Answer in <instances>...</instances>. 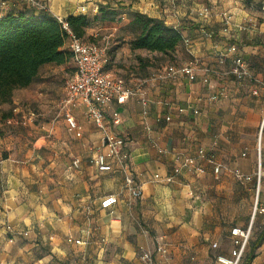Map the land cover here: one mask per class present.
Here are the masks:
<instances>
[{
	"label": "crops",
	"instance_id": "1",
	"mask_svg": "<svg viewBox=\"0 0 264 264\" xmlns=\"http://www.w3.org/2000/svg\"><path fill=\"white\" fill-rule=\"evenodd\" d=\"M105 6L127 18L124 28L141 13L183 36L167 62L151 59L162 54L132 50L126 30L114 33L107 49L106 71L139 89L124 105L109 107L106 115L117 109L122 116L113 130L126 139L143 197L130 207L123 177L89 165L102 150L101 132L79 104L71 113L80 128L70 132L61 108L64 86L40 76L43 68L55 67L63 72L59 81L67 80L75 69L64 71L74 63L47 64L24 99L51 113L48 120L16 126L0 137V264H76L81 259L85 264H145L143 255L154 252L158 241L170 245L172 264H219L218 256L231 253V230L252 227L254 204L264 208V99L227 75L232 57L223 58L229 46L237 45L251 73L264 80V0H48L41 13L10 1L0 16L28 12L93 18ZM206 7L210 17L204 20L199 13ZM96 29H88L87 35L98 36ZM193 58L200 61L194 79L152 78L159 69L182 67ZM208 69L213 74L206 82ZM221 91L225 97L210 100ZM144 95L149 100L146 116ZM18 97L16 93V104L25 102ZM10 112L1 113L2 127ZM200 150L206 158L199 156ZM178 157L195 158L197 169L175 175ZM237 172L251 180L239 181ZM169 176L172 182L166 181ZM108 195L120 196L109 210L101 207ZM258 214L252 242L264 230V213ZM75 240L87 244L76 245ZM256 254L251 264H264V241Z\"/></svg>",
	"mask_w": 264,
	"mask_h": 264
},
{
	"label": "built area",
	"instance_id": "2",
	"mask_svg": "<svg viewBox=\"0 0 264 264\" xmlns=\"http://www.w3.org/2000/svg\"><path fill=\"white\" fill-rule=\"evenodd\" d=\"M21 2L29 6L34 12H45L48 0H0V13L8 2ZM204 20L209 19L210 10L204 8L200 13ZM67 32V43L69 51L72 53L74 63V74L66 80L64 87V98L61 102V108L64 110L65 121L68 130L74 132L80 128L78 122L71 113L72 108L79 104L85 107L88 120L93 123L102 134V150L97 152L89 160V165L94 167L99 173L120 174L123 177V190L127 195V204L131 207L143 197L142 187L135 179V173L132 165V159L126 149V139L124 136L114 132L113 127L122 123V116L117 109H113L109 117L106 110L113 105H124L129 99L137 95L139 89L129 86L125 79L117 77L107 72L105 67L108 63L106 55L108 45L99 46L95 43L86 42L77 37L69 28L67 21L61 17H54ZM226 25L229 21L225 20ZM232 57V67L227 75L234 76L235 80L247 85L249 92L254 97L264 99V80L254 76L245 63L244 58L239 53L237 45L233 44L227 48L223 58ZM200 61L193 58L192 61L182 67L168 66L159 69L153 79L159 81H176L185 76L194 79L195 68ZM208 76L213 74L209 69L205 71ZM225 92L215 93L210 97L211 101H216L225 97ZM142 105L145 108L144 115L148 114L149 100L142 97ZM183 112V109H180ZM195 114H199L197 110ZM36 115L32 114L28 122H33ZM170 121V118H167ZM23 126L26 122L21 123ZM199 156L206 158L204 150L199 151ZM214 162L213 159L210 160ZM221 165L215 167V173H219ZM197 169L196 159L192 157H178L174 166V173L178 175L183 171H195ZM239 181H250L251 177L245 176L239 172L235 174ZM159 179V175L155 176ZM173 177L166 178L167 182H172ZM120 201L119 195H108L101 201L103 209H112ZM260 211L264 213V208H258L255 205V213ZM113 214V211H111ZM8 230L10 228L8 227ZM232 250L229 256H218L219 264H245L246 252L252 238V227H235L231 230ZM76 245H86L87 241L75 240ZM156 259L157 262L156 263ZM145 264H172L171 247L164 241H158L154 252H145L142 257ZM76 264H85L84 260H78Z\"/></svg>",
	"mask_w": 264,
	"mask_h": 264
},
{
	"label": "trees",
	"instance_id": "3",
	"mask_svg": "<svg viewBox=\"0 0 264 264\" xmlns=\"http://www.w3.org/2000/svg\"><path fill=\"white\" fill-rule=\"evenodd\" d=\"M118 15L115 9L105 6L93 18L79 15L65 20L70 30L85 40L88 29L117 22ZM124 30L132 35V50L171 56L183 42L179 29L141 13H136ZM67 37L62 25L47 14L20 12L0 16V106L11 101L15 90L29 87L43 66L66 65L72 60V53L66 48ZM11 114H5L4 119ZM251 240L245 264L256 258V250L264 241V230L256 241Z\"/></svg>",
	"mask_w": 264,
	"mask_h": 264
},
{
	"label": "rangeland",
	"instance_id": "4",
	"mask_svg": "<svg viewBox=\"0 0 264 264\" xmlns=\"http://www.w3.org/2000/svg\"><path fill=\"white\" fill-rule=\"evenodd\" d=\"M117 12L119 13V11H117ZM126 20H127V18H126ZM126 20L124 18H121V14H120V15L117 16V22L109 23L107 25H98L96 27L97 28L96 30L99 32V33H97L98 36L95 37V36L86 35L85 41L89 42V41H94V39H95V40L98 41V43L97 42H94V43L99 45V46H104L105 47L108 44H109L108 47L111 46V40H110V38L112 39L111 36L114 33H115V35H117L116 33L119 34V31L124 30V26H125ZM115 29H116V32L114 31ZM125 34H127V33H125ZM108 42H110V43H108ZM106 54H107V52H106ZM144 58L149 59L147 56H145ZM151 59H155V60L163 61V62L166 61L167 62L168 59H173V58H172V56H159V55L154 56V55H152ZM73 69H74L73 67H70L69 70H66L64 72L66 74H69L68 71H73ZM57 75H59L58 79H56ZM61 75H63V72L62 71L60 72V70L55 69V67H45V68H43V70L41 71V74H40V76H43L46 79L48 78V80H46L48 83H51V84H53L55 86H61V87L64 86L65 87L66 79H63L62 81H59L61 79ZM52 79H56V80L52 81ZM32 89L35 90L34 86H31V88H26V89L20 90V91H18V90L16 91L15 90L14 93H13L11 101L9 103H5V104H2L0 106V116H1V113H3V112L11 111L10 113H12L11 116H9L7 119L3 118V120H4L3 123H4L5 126L2 127L3 124H2V121H0V125H1L0 126V137L5 136L9 132H10L9 134H11V132H14L16 130V126H22L21 123L26 122V125H28L30 123V122H28V120H29V118H30V116L32 114L36 115V118L31 123H36V121L43 122V121H47L48 120V118H49L51 113L46 115L45 112L42 111V109L37 107L38 103L32 102V105L29 106L28 101L25 100V99H29V96L31 94V90ZM16 93H17L18 96H20L18 98H21V100L25 101L24 103L21 102V103H17L16 104ZM23 108H26V109L22 110ZM40 114L42 116H39ZM22 127H24V126H22ZM257 172H258L257 177L259 178L261 176L260 175L261 173H260L259 166H258V171ZM259 205H260V202H259ZM252 210H253V214L252 215L254 217L256 216L255 220H254V223H253V221H251V224H249V225H252V227H253V236H252V239H253L254 233H255V229H256V227L258 228V224H259V221H260L259 218H260L261 215L258 214V211H256L257 214L255 213V204H254ZM140 227L142 229H144V225L143 224H140ZM251 243H252V240H251Z\"/></svg>",
	"mask_w": 264,
	"mask_h": 264
}]
</instances>
